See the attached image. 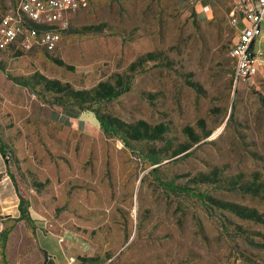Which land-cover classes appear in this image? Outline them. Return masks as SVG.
<instances>
[{"label": "rangeland", "instance_id": "374dc122", "mask_svg": "<svg viewBox=\"0 0 264 264\" xmlns=\"http://www.w3.org/2000/svg\"><path fill=\"white\" fill-rule=\"evenodd\" d=\"M86 2L54 50H0L4 263L264 264V70L235 82L228 1Z\"/></svg>", "mask_w": 264, "mask_h": 264}, {"label": "built area", "instance_id": "2783aa9c", "mask_svg": "<svg viewBox=\"0 0 264 264\" xmlns=\"http://www.w3.org/2000/svg\"><path fill=\"white\" fill-rule=\"evenodd\" d=\"M227 1L228 20L234 31L229 51L233 77L236 83L245 82L264 70V0ZM86 4V0H17L0 19V50L12 45L54 50L71 13Z\"/></svg>", "mask_w": 264, "mask_h": 264}, {"label": "crops", "instance_id": "0c3cea01", "mask_svg": "<svg viewBox=\"0 0 264 264\" xmlns=\"http://www.w3.org/2000/svg\"><path fill=\"white\" fill-rule=\"evenodd\" d=\"M17 204L18 198L15 191L14 180L0 152V251L4 234L6 237L7 233L14 228L16 224L15 220L19 216ZM46 257L49 258L51 256L46 255Z\"/></svg>", "mask_w": 264, "mask_h": 264}, {"label": "trees", "instance_id": "16d2710c", "mask_svg": "<svg viewBox=\"0 0 264 264\" xmlns=\"http://www.w3.org/2000/svg\"><path fill=\"white\" fill-rule=\"evenodd\" d=\"M87 6V5H86ZM85 6V7H86ZM84 7V8H85ZM84 8H82V9H84ZM82 9H80V10H82ZM80 10H78V11H80ZM47 52V51H46ZM119 94V92L118 91H116V92H113V93H110L109 94V97H115V96H117ZM100 122V125H101V127L106 131V132H112V129H111V127L109 126V124H107L106 122H104V121H99ZM123 142V144L127 147V148H130L124 141H122ZM131 149V148H130ZM0 152H1V157H2V159H3V161L5 162L6 161V159L8 158V153H5L4 151H3V142H2V140L0 139ZM163 184V183H162ZM166 188H168V189H174V188H177V187H173L171 184H169V183H167L166 184ZM22 202H23V198L22 197H18V204H17V207H18V212H19V216H18V220L19 219H22V218H27V217H25V210H23V208L21 207V205H22ZM16 221V220H15ZM5 238V234H4V237H3V239ZM264 246V245H263ZM1 248H3V242H2V244H1ZM1 253H0V256H1V261L3 262V264H5L4 263V261H3V254H2V250L0 251Z\"/></svg>", "mask_w": 264, "mask_h": 264}]
</instances>
